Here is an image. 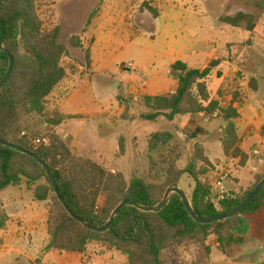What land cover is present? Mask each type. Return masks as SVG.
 <instances>
[{"label":"trees","instance_id":"trees-1","mask_svg":"<svg viewBox=\"0 0 264 264\" xmlns=\"http://www.w3.org/2000/svg\"><path fill=\"white\" fill-rule=\"evenodd\" d=\"M42 8H45L43 12ZM150 10L158 18L155 10ZM44 14H47L45 19ZM54 15L55 11L46 0H7L0 7V38L15 58L12 75L0 92V138L35 153L50 167L63 197L78 217L100 226L125 200L145 206L157 205L167 189L180 184L186 174L195 183L190 200L197 214L202 218L217 217L235 209L264 178L263 171L236 198L216 203L207 182L213 165L204 156L205 149L199 142L196 161L182 168L183 150L179 144L173 143V134L168 131L151 134L148 140V176H134L128 181L122 173L110 172L92 159L74 155L67 141L58 133L41 130L34 124L25 126L23 114L46 118L53 127L72 118L57 111L49 112V99L71 69L79 70L91 63L90 48L84 50L86 61L83 63L71 55L67 45L60 42V26L54 24ZM93 17L88 20L87 30ZM221 20L233 27L246 22L249 32H253L256 26L254 16L243 13ZM73 47L84 48L79 41L73 43ZM8 67L9 56L0 50V81ZM172 71L178 80V89L169 95L145 96L144 104L149 110L146 119L155 121L164 116L173 121L177 116L203 113L215 116L226 123L222 140L225 156L230 160L238 159L239 165L244 167L249 156L243 151L237 132L239 112L234 107L237 95L227 106L222 104L220 94L219 98L212 99L208 86L212 69L209 67L204 70L190 68L186 62L179 60L172 65ZM25 127L32 129L30 136H22ZM34 136L47 137L48 142L34 149L31 145ZM23 185L36 186L35 198L49 202L47 250L83 254L91 243L99 242L126 256L127 264H166L164 255L167 251L191 242L204 252V257H201L205 262L211 254L208 244L211 236L216 238L222 249L239 243L242 240L236 236L235 230L242 224L241 216L264 207L263 187L240 214L222 222L202 225L191 218L180 196L171 194L168 205L159 213L142 212L132 206L123 207L111 229L99 233L87 229L70 216L40 163L0 145V193L10 186ZM103 194H106L103 211L100 216H95V207ZM213 227L214 233L209 234Z\"/></svg>","mask_w":264,"mask_h":264},{"label":"rangeland","instance_id":"rangeland-1","mask_svg":"<svg viewBox=\"0 0 264 264\" xmlns=\"http://www.w3.org/2000/svg\"><path fill=\"white\" fill-rule=\"evenodd\" d=\"M46 2L55 11L53 22L60 26L59 40L68 46L74 58L77 60L84 58V49L73 47V43L83 42L84 48L88 49L93 40L97 39L93 47L97 68L84 93L98 106L111 111L116 107L118 92L119 104L125 105L119 116L121 122L129 119L132 108L135 117L144 111V95L140 93L135 95L131 90L145 85L152 79L153 74L166 76L169 63L175 56L179 58L198 53L199 58H194L192 65L200 69L211 68L213 62L220 61L221 64L217 68H211L208 86L210 92L217 90L225 99H222L223 101L220 99L222 103L231 96L240 97L241 84L250 83L253 75L264 77V0H46ZM44 9L42 8L41 12ZM150 9L158 14L157 19ZM240 13L254 16L256 26L253 32L247 30L246 22L239 27H233L221 20L227 16L236 17ZM46 16L47 14H44L43 18H47ZM91 16L94 17L87 30ZM86 30L87 32H84ZM211 76L223 78L222 83L219 84ZM78 108L80 106L67 103L64 109L75 112ZM22 122L25 126L37 124L42 128L43 124L48 123L46 118L25 114L22 115ZM144 124L145 131L151 133L170 129L174 125L166 119ZM29 129L25 127L23 131L31 134L32 129ZM44 129L52 131L50 127ZM200 134L201 130H197L192 136L184 134L179 141H173L183 150L182 168L196 161V147ZM187 138L190 139L188 143ZM204 156L207 157V154ZM125 159L128 161L132 159L130 169L134 168L133 145L129 141L126 143ZM226 161L231 163L234 180L236 171L241 169L239 162L230 159ZM199 165L201 166L200 162ZM148 171L149 162L144 160L137 170V175L145 178ZM131 178L132 175L128 173V179ZM181 185L188 190L190 198L195 186L194 181L186 174L181 179ZM208 244L212 249H217L214 236L209 238ZM201 256L204 257V252L195 242H191L167 251L164 259L166 264H207L209 260L205 259L204 262ZM23 259L20 252L6 251L0 257V264H16ZM90 259L91 257L89 261ZM112 262L109 255L106 258L95 256L91 260V264ZM81 264L88 263L86 261Z\"/></svg>","mask_w":264,"mask_h":264},{"label":"crops","instance_id":"crops-1","mask_svg":"<svg viewBox=\"0 0 264 264\" xmlns=\"http://www.w3.org/2000/svg\"><path fill=\"white\" fill-rule=\"evenodd\" d=\"M96 41L95 38L90 47V65L79 70L77 68L71 69V73L49 99V112L57 111L62 116L72 118L64 120L57 127H53L49 123L43 124V128L35 125L45 131H50L44 129L50 127L52 131L67 141L74 155L92 159L110 172L122 173L129 181L128 173L130 176L132 175V178L139 176L137 170L142 161L149 162L148 140L151 134L157 133L145 131L144 123L166 118L160 116L155 121L147 120L145 115L149 113V110L145 107L143 98V113L135 117L132 108L129 112V119H124L121 122L119 116L122 114L125 105L119 104L118 92L116 93V107L111 111L107 108L103 109L95 101L87 98L84 92L97 68V61L93 54ZM82 45H84L83 42ZM83 49L85 50V48ZM84 50V58L78 59L83 63L86 61ZM194 58H199V54L194 53L192 56L185 55L179 58L175 56L169 63L166 76L153 74L152 79L148 80L145 85L133 89L131 92L135 95L140 93L144 97L175 93L179 83L173 76L172 65L180 60L186 62L190 68H198L192 65ZM212 78H215L214 80H217L219 84L223 81V78ZM210 94L212 99L219 98L217 90L215 92L211 90ZM233 99L231 96L222 104L224 106L227 103L230 104ZM67 103L80 106V108L75 112L65 111L64 108ZM234 107L238 108L239 112L236 126L238 135L242 140V149L249 156L244 167L239 165L241 169L236 171L233 180L234 187L242 191L254 183L257 176L264 171V77L259 78L253 75L250 83L243 82L241 84V96L236 99ZM179 117L186 119L181 120ZM170 122L174 124L170 129H162L158 132L168 131L173 134V141H179L181 135L192 136L197 130H201L199 143L203 145L211 164L214 166L216 162L228 159L225 156L222 141L225 137L226 123L222 120L208 113H203L192 116H177ZM189 140L187 138L186 143ZM127 141L133 145L134 168L131 169L130 161L132 159L129 161L125 159ZM237 161L239 162L238 159L235 160L236 163ZM180 186L189 196L188 190L181 185V182ZM35 187H28L27 185L10 186L0 193V257L6 251H17L24 259L16 262V264H81L86 262L85 256H90L91 259L88 264H91V260L95 256L106 258L109 255L113 261L112 264H118L119 261H121L120 264H127L126 256L123 254L124 257L120 256V252L99 242L91 243L83 254L47 250L49 242L47 221L50 206L47 207L48 201H38L35 198ZM105 200L106 194H103L99 201L104 203ZM241 220L242 224L236 228L235 234L242 241L233 246H226L224 249L217 242L216 250L209 245L211 254L207 264H264V207L255 213L242 215Z\"/></svg>","mask_w":264,"mask_h":264},{"label":"water","instance_id":"water-1","mask_svg":"<svg viewBox=\"0 0 264 264\" xmlns=\"http://www.w3.org/2000/svg\"><path fill=\"white\" fill-rule=\"evenodd\" d=\"M6 1L7 0H0V7ZM0 50L5 52L9 56L8 70L5 74V76L0 81V92H1L3 90L5 84L7 83V81L10 79V77L12 75V72L14 69L15 58H14L13 53L5 46V44L1 38H0ZM220 64H221L220 61H215L211 64V68H217ZM0 145L12 148V149L19 151L25 155H28V156L32 157L33 159H35L38 163H40L42 165V167L46 170L47 177L53 186V189H54L56 196L58 197L60 203L64 206L66 211L70 214V216L74 220H76L77 222L82 224L84 227H86L87 229H89L91 231L99 232V233H106L111 229L112 224L116 220L117 216L119 215V213L123 207L132 206V207H135L142 212L159 213L162 210H164L166 208V206L168 205L171 194H177L180 196V198L182 199V202L184 203V205L186 207V210L188 211L189 215L191 216V218L195 222L202 224V225H210L213 223L222 222V221L231 219V218L235 217L236 215L240 214L253 201V199L260 193V191L264 187V178H263L256 185V187L252 190V192L235 209H233L229 213L221 215V216H217V217H212V218H202L197 214V212L193 208L189 196L181 188L180 184H174V185H171L167 189L163 200L159 204L154 205V206H145V205L139 204L133 200H125L122 203H120L119 206L112 212L110 219L105 224L97 226V225L91 224V223L83 220L82 218L78 217L72 211V209L69 207L65 198L62 195L50 167L39 156H37L35 153H32L31 151L23 149L22 147L11 144V143H9V142L1 139V138H0ZM182 228H184V227H182ZM214 231H215V227L210 229L209 234H213Z\"/></svg>","mask_w":264,"mask_h":264},{"label":"built area","instance_id":"built-area-1","mask_svg":"<svg viewBox=\"0 0 264 264\" xmlns=\"http://www.w3.org/2000/svg\"><path fill=\"white\" fill-rule=\"evenodd\" d=\"M22 136H30V133L23 131ZM47 142V137L34 136L31 140V145L34 149H38ZM232 173L231 163L225 160L216 162L213 166V169L208 174L207 182L210 185L211 197L216 203L236 198L241 193L238 188L234 187ZM103 206L104 203L98 201L94 211L95 216L101 215ZM85 261L90 263L88 256H85Z\"/></svg>","mask_w":264,"mask_h":264}]
</instances>
